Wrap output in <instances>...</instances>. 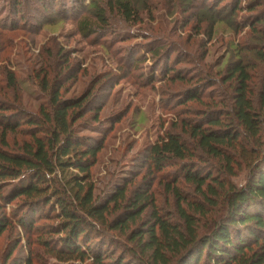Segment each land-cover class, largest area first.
<instances>
[{"label": "rangeland", "instance_id": "obj_1", "mask_svg": "<svg viewBox=\"0 0 264 264\" xmlns=\"http://www.w3.org/2000/svg\"><path fill=\"white\" fill-rule=\"evenodd\" d=\"M94 1L105 10V26L94 17L90 7L93 0H0V104L33 115H39L44 106L50 110V96L42 89L46 74L51 82L58 81V87L64 86L63 99L93 93L102 106L100 124L92 121V130L80 127L79 135L104 144L92 169L95 199L105 203L126 186L128 198L151 187L154 207L183 226L178 200L165 186L184 163L174 161L173 167L158 174L143 165L144 152L166 135L180 134L196 155L191 161L196 169L219 176L217 162L183 132V121L194 122L220 108L221 102H230L234 88H229L223 77L229 62L237 61V54L248 66L249 87L255 103L260 104L264 64L251 50L264 49V22L256 25L258 19L264 20V3L257 7L255 0H125L138 10L134 21H126L116 0ZM250 2L256 5L253 12L247 10ZM237 6L242 11L236 12ZM217 17L225 22H216ZM84 19L96 28L89 37L79 29ZM157 46L167 49L154 59L149 50ZM166 53L170 57L167 65ZM178 72L184 79H177ZM10 73L15 76V88L9 84ZM192 89L203 91L201 101L182 104ZM92 116L88 113L77 125ZM29 141L27 127L22 126L17 132H8L5 143L0 137V149L18 152ZM247 163L245 160L246 165L235 176L221 178L242 188L251 170ZM177 186L190 201H204L194 184L180 179ZM2 187L0 205L5 208L0 213L12 218L21 199L6 204L1 196H8L12 185ZM222 198L212 207L206 206L207 215H197V236L225 214ZM152 212L149 208L124 233L107 229L110 250L124 257L135 249L137 245L129 236L138 225L149 221ZM56 224V220L39 219L35 229L28 231L13 219L0 237V264H27L29 259L32 264H89L61 262L45 251L41 240L51 238L45 233ZM134 261L128 258L126 263Z\"/></svg>", "mask_w": 264, "mask_h": 264}, {"label": "trees", "instance_id": "obj_2", "mask_svg": "<svg viewBox=\"0 0 264 264\" xmlns=\"http://www.w3.org/2000/svg\"><path fill=\"white\" fill-rule=\"evenodd\" d=\"M255 2L260 7L264 0ZM116 3L126 21H134L138 12L135 6L125 0H116ZM256 5L250 2L247 10L253 12ZM90 7L95 19L107 25L105 10L94 0ZM240 10L237 6L236 12ZM214 20L225 22L220 17ZM261 22H264L262 18L256 25ZM79 29L89 37L96 28L84 19ZM212 34L211 28L208 35ZM166 49L157 46L149 53L157 59ZM251 51L264 64V49ZM165 59L167 65L170 61L167 53ZM236 60L229 62L223 77V82L234 88L230 102H221L220 108L206 112L194 122L183 121V132L191 136L210 160L217 162L219 176L213 171L196 169L191 162L196 155L180 134L166 135L143 155V165L158 174L173 167L174 161L184 163L181 172L179 170L165 186L178 200L183 226L154 207L151 187L128 198L126 186L105 203L95 199L92 169L104 144L94 137L79 135L80 127L92 130L95 129L92 121L100 124L102 106L93 93L63 99L64 86L58 87L55 84L58 81L54 78L56 81L51 82L46 74L42 89L50 96V110L44 106L39 115H33L0 104V111L4 113L0 116L1 140L5 143L8 132H17L22 126L27 127L31 138L18 152L0 149V191L4 184L12 185L11 193L2 194L1 198L6 204L21 199L12 218L0 213V237L13 224V219L28 231L35 229L39 219H48L56 220L57 224L45 233L51 238L41 240V245L61 262L129 264L126 261L132 258L135 261L131 264H264V81L257 105L249 87L248 66L240 54L236 55ZM177 76L184 79L181 72ZM9 84L15 88L14 74H9ZM202 95L203 91L192 89L181 103L199 102ZM88 113L94 116L77 125ZM245 160L251 169L245 186L239 188L221 178L235 176ZM180 179L194 184L204 201L187 199L177 186ZM221 196L225 214L215 224L213 222L207 232L197 236V215H207L206 206L217 204ZM4 208L0 205V212ZM149 208H153L149 221L138 225L129 236L130 242L137 245L135 249L124 257L114 254L106 230L124 233L130 224H137ZM139 257L141 260L137 262ZM27 264H32V259Z\"/></svg>", "mask_w": 264, "mask_h": 264}]
</instances>
